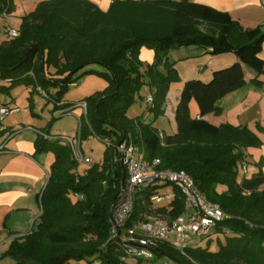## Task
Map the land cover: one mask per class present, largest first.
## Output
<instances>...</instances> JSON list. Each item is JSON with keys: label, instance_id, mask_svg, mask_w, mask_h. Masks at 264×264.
<instances>
[{"label": "trees", "instance_id": "1", "mask_svg": "<svg viewBox=\"0 0 264 264\" xmlns=\"http://www.w3.org/2000/svg\"><path fill=\"white\" fill-rule=\"evenodd\" d=\"M12 11V0H0V16ZM17 30V37L0 40V93L9 94L21 85L29 88L33 118H39L33 97H45L52 104V117L43 135H49L58 118L53 114L68 107L63 99L69 86L83 75H98L107 87L84 99L80 140L93 135L115 145L130 135L147 162L159 160L158 170L185 171L197 189L229 216L216 234L203 240L205 246L200 241L181 253L159 243L155 255L177 264H264V191L259 190L264 178L237 181L242 149L255 147L258 141L246 128L215 126L204 119L220 115L217 101L245 85L243 66L256 77L264 73L260 58L264 32L259 27L243 29L227 12L191 0H112L107 11L88 0H44L22 16ZM182 47L205 49L213 56L232 53L237 61L213 71L207 82L186 81L175 108L176 132L161 136L152 122L126 113L144 85L153 90L148 111L154 117L164 113L170 85L179 80L167 55ZM142 48L154 52L151 63L139 59ZM92 67L104 72L88 69ZM191 102L197 105L198 117L190 114ZM34 145L37 153L51 152L55 158L38 197L41 215L36 227L14 239L1 257L13 264H96L94 259L97 264H121L118 248L108 243V250L102 249L110 236L111 207L126 178L125 167L112 161L114 147L104 150L101 164L80 175L74 172L77 165L69 148L58 139L39 137ZM167 186L137 191L125 226L146 221L153 212H168L169 221L182 216L184 199L176 188L168 205L150 202L151 194ZM218 186L225 188L218 191ZM75 193L83 198L71 200ZM220 235L224 244L218 241ZM215 239L218 249L210 252ZM130 261L143 263L124 264Z\"/></svg>", "mask_w": 264, "mask_h": 264}, {"label": "crops", "instance_id": "2", "mask_svg": "<svg viewBox=\"0 0 264 264\" xmlns=\"http://www.w3.org/2000/svg\"><path fill=\"white\" fill-rule=\"evenodd\" d=\"M41 1L44 0L39 2ZM88 1L92 2L99 10L107 11L112 0ZM191 1L227 12L243 29L259 27L264 32V3H262L264 0ZM20 22L21 19L19 24ZM153 57L154 52L152 50L146 48L140 50L139 59L141 61L151 63ZM167 58L177 71L179 83L174 84L177 89L173 94L168 93L165 103V115L169 114L167 116L170 120L171 131L166 133L163 131L164 129L158 127L157 130L161 136L172 135L176 132L175 108L179 100L180 90L186 81L199 79L207 82L210 80L213 71L228 67L237 61L236 56L232 53L213 56L207 50L196 47L173 49L169 51ZM260 58L264 60V42L261 45ZM88 69L104 72L99 67ZM243 69L245 85L217 101L216 105L221 109L220 115L208 114L204 117L205 120L215 126L229 125L234 128H246L257 139V146L242 149L243 158L238 166V182L264 178V73L256 77L252 70L246 69L244 66ZM255 77L256 81L253 82L252 79ZM171 86L172 84L170 88ZM106 87L107 82L102 77L95 74L83 75L69 86L63 101L72 106V104L84 101L86 97L96 92L103 91ZM28 92L29 88L21 85L10 92L13 96L10 100L0 103V106L8 104V106L18 110L9 115L21 114L22 110L24 112L18 119L7 117V126L15 134L6 142L0 141V145L5 144V152L0 153V264H13L10 258H2V254L7 251L14 239L30 233L36 227L41 215L38 197L47 183L50 167L55 158L52 153H37L34 145L35 140L39 137L52 140L48 137L72 136L69 132L60 133L55 126L51 128L49 135H43L42 130L46 123L40 114L37 119L30 116L27 101ZM34 106L36 107L35 99ZM189 106L191 116L198 117L199 112L195 102H191ZM35 112L37 113L36 108ZM70 113L69 116L76 120L78 129L77 143L75 144L74 141L73 143L79 147L83 154L87 155L81 149L82 140L79 137L78 118L83 117V111L80 107H76ZM96 140L98 139L96 138ZM58 143L69 148L73 160L69 145L60 140ZM107 147L104 144L99 160L87 155L92 159L91 165L102 163L103 153ZM113 159L114 151L112 161ZM76 165L74 172L80 175L85 174L86 169L91 166L77 163ZM224 188V186L217 187L218 191H222ZM259 190L264 191V183H261ZM129 263L132 264L131 261ZM69 264H84V262H70Z\"/></svg>", "mask_w": 264, "mask_h": 264}, {"label": "built area", "instance_id": "3", "mask_svg": "<svg viewBox=\"0 0 264 264\" xmlns=\"http://www.w3.org/2000/svg\"><path fill=\"white\" fill-rule=\"evenodd\" d=\"M5 35L8 38H15L18 36V30L11 27L6 28ZM146 102L152 105V96H148ZM72 107H80L83 116L86 115L84 101L74 103ZM17 111L16 108L10 106L0 107V122L9 114ZM70 112L71 110L62 109L53 115L59 116ZM78 120L80 121V118ZM5 130L7 129L3 127L0 133ZM8 132L10 133H8L7 140L15 134L12 130ZM49 138L58 139L69 145L73 160L77 164H92V159L83 154L70 137ZM102 142L108 147H114V163L122 164L126 169V178L120 185L115 203L111 207L110 236L106 242V244L114 245L121 252L119 256L121 263L124 264L127 260H142L143 262L151 260L155 255L154 248L159 243H168L174 249L184 253L188 247L197 245L202 238H210L216 234L219 224L229 218L219 205L210 202L197 189L193 179L185 171L158 170L159 160L154 159L147 162L130 135L115 145L108 139ZM3 152H5L4 143L0 145V153ZM243 169L245 170L244 167ZM162 185H172L180 191L184 199V214L171 221L153 219L146 215V221L126 227V221L132 213L135 193ZM165 189H157L150 195L149 200L153 206H159L163 200L169 202L173 199L174 194L164 192ZM73 196L75 200L83 198L81 194L75 193Z\"/></svg>", "mask_w": 264, "mask_h": 264}, {"label": "rangeland", "instance_id": "4", "mask_svg": "<svg viewBox=\"0 0 264 264\" xmlns=\"http://www.w3.org/2000/svg\"><path fill=\"white\" fill-rule=\"evenodd\" d=\"M39 1L40 0H12L13 11L10 13L8 12V13L2 15L3 18L0 17V40L7 38V36L5 35V29L6 28L11 27V28L18 29V24H19L21 17L25 14H28V13L34 11L37 4L39 3ZM177 83H179V80L172 83V86H171L168 93L173 94L176 91L177 88H175L174 84H177ZM152 93H153V90L150 89L149 86H147V85L142 86L140 88L139 92L135 95L134 102L128 108L126 114L130 118L142 116L145 123L152 122V126L154 128L158 129V127H161L162 129H164L163 131L168 133L171 131V126H170V120L168 117L169 114H167L168 116L165 115V105H164V113L157 116V117H154V114L150 113L148 111V107H150L151 104H148L146 102V98L148 96H152ZM168 93H167V95H168ZM11 97H13V96L10 93L9 94L0 93V103L5 102L6 100H10ZM34 99L36 101V107L35 108H36L37 113L41 115V117L44 119V123L47 124V121H49L52 117V114L50 112L52 109V104L47 103V99L45 97H43L42 95H35ZM166 99H167V96H166ZM165 103H166V100H165ZM72 108L73 107L71 105L70 106L68 105V107H66L63 110L64 111L65 110L66 111L72 110ZM23 113L24 112L22 110L21 114H23ZM15 114L16 115H8V116L11 119L12 118L18 119L21 115L20 113H15ZM70 114L71 113H67L64 115L57 116L58 118L53 120V124H52L51 128L55 126V128H57L58 131H60V133H64V131L71 133L72 136H69V137L76 144L77 143V131H78L77 123L73 117L69 116ZM7 117L2 122H0V129H2L3 127L7 129V130L3 131L2 133H0V141H4V142L7 141L8 133H10L8 131L11 130L10 127L7 126L8 125ZM51 128H49V129L51 130ZM103 147H104V143L96 140V137L93 135H90L86 140L81 141L82 151L84 153H86L87 155L93 157L96 160H99L100 155H101L102 150H103ZM48 153H51V152H48ZM78 168H79V166H78ZM166 192L168 194L172 195L174 193V187L172 185H168L166 187ZM70 198H71V200L76 201L73 194H71ZM167 202L168 201L163 200L161 202V204L160 205L158 204V205L159 206H166L168 204ZM150 217L153 219H161V220H165V221H169V218H170L168 215V212H164V213L153 212ZM204 239L205 238L201 239V241H202L201 245L202 246H205V241H203ZM212 241L213 242H211L210 246H209V251L215 252L218 249V243L216 242V239L212 240ZM218 241H220L221 244H224L225 237L220 235V237L218 238ZM108 246L110 247V245L105 243L102 246V249L104 251H107ZM93 262L99 263V260L94 259ZM121 264H123V263H121ZM132 264H134V263H132ZM141 264H177V263L172 261L170 258H168L166 256L155 255L153 259H151L147 262H143ZM234 264H238V263L234 262Z\"/></svg>", "mask_w": 264, "mask_h": 264}]
</instances>
